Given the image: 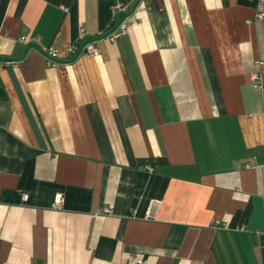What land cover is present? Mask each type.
Masks as SVG:
<instances>
[{
	"label": "crops",
	"instance_id": "1",
	"mask_svg": "<svg viewBox=\"0 0 264 264\" xmlns=\"http://www.w3.org/2000/svg\"><path fill=\"white\" fill-rule=\"evenodd\" d=\"M248 3L0 0V58L17 62L0 69V264H264V18ZM22 36L99 51L57 68Z\"/></svg>",
	"mask_w": 264,
	"mask_h": 264
},
{
	"label": "built area",
	"instance_id": "2",
	"mask_svg": "<svg viewBox=\"0 0 264 264\" xmlns=\"http://www.w3.org/2000/svg\"><path fill=\"white\" fill-rule=\"evenodd\" d=\"M117 8L125 9L127 10V5H117ZM256 8V18L257 19H263L264 18V0H256L255 4ZM129 26V17L126 16L118 25L117 27L112 30L110 33L107 34V36L110 39H114L116 37H119L123 33L126 32ZM21 39L28 43L30 46H34L37 48L46 58L47 64L49 66L53 67H61L65 63H62L60 60L61 58H66V60L72 59L76 55L79 54H90L95 55L98 53V48L94 46L93 44H84L83 46H78L76 44H71L67 47L65 52H60L59 49L55 48L54 46L50 45H43L41 43L40 38H32L28 39L26 36H22ZM17 62L15 60H5L0 58V69L4 67H9L12 65H15ZM251 82L254 87L260 89L264 93V81L262 79V76L259 72H254L251 74ZM262 115L264 117V109L262 111ZM149 169H152L151 167ZM29 195L27 193H24L21 195L22 201L28 200ZM64 201V197L62 194H58L55 198V206L60 207ZM162 199L154 198L151 199L148 203V206L144 212V215L142 216L143 219H154L156 218L158 214V210L160 209L162 205ZM106 213H112V209L109 207H106L105 209ZM136 213V212H135ZM133 260L136 261L137 264H151L145 261L143 258H133Z\"/></svg>",
	"mask_w": 264,
	"mask_h": 264
},
{
	"label": "trees",
	"instance_id": "3",
	"mask_svg": "<svg viewBox=\"0 0 264 264\" xmlns=\"http://www.w3.org/2000/svg\"><path fill=\"white\" fill-rule=\"evenodd\" d=\"M248 2H251L252 5L256 4V0H253V1L241 0V3H248ZM3 199L5 201H14V202L19 201V198H17V196L15 197V195L13 193H10V192H5L3 195Z\"/></svg>",
	"mask_w": 264,
	"mask_h": 264
}]
</instances>
